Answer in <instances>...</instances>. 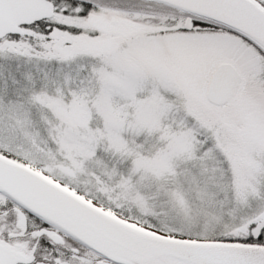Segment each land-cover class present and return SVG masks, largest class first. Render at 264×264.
<instances>
[{
	"label": "snow or ice",
	"instance_id": "6c2138e0",
	"mask_svg": "<svg viewBox=\"0 0 264 264\" xmlns=\"http://www.w3.org/2000/svg\"><path fill=\"white\" fill-rule=\"evenodd\" d=\"M0 264H264V0H0Z\"/></svg>",
	"mask_w": 264,
	"mask_h": 264
}]
</instances>
